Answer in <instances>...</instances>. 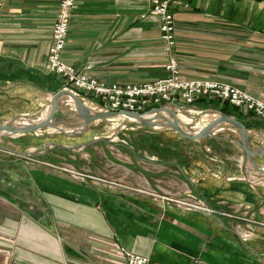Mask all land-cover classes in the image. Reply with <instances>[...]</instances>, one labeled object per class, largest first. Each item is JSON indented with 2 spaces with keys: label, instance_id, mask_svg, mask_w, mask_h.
<instances>
[{
  "label": "crops",
  "instance_id": "1",
  "mask_svg": "<svg viewBox=\"0 0 264 264\" xmlns=\"http://www.w3.org/2000/svg\"><path fill=\"white\" fill-rule=\"evenodd\" d=\"M185 1L190 7L175 13L183 77L236 83L264 101V1ZM58 8L59 0H0V122L37 115L67 88L46 67ZM63 58L104 81L141 83L164 75L168 54L147 0H76ZM77 95L90 110H100ZM164 108L186 124L198 123L190 126L193 133L232 116L247 129L251 148L263 154L244 161L241 129L233 122L220 123L202 139L177 133L176 153L165 161L179 170L173 177L182 187L175 190L160 187L161 179L173 178L159 175L164 170L156 154L150 157L151 181L107 159L99 168L91 162L96 170L87 160L88 175L77 178L27 164V157L13 152L32 143L25 149L0 144V264H127L125 250L149 256L150 264H264V225L258 222L264 217V119L221 100ZM61 152L51 149L37 158L64 163ZM83 157L88 159L86 151ZM143 182L167 195L191 190L230 214L192 213L137 194ZM250 214L258 223L244 240L236 226L250 221L243 218Z\"/></svg>",
  "mask_w": 264,
  "mask_h": 264
},
{
  "label": "built area",
  "instance_id": "2",
  "mask_svg": "<svg viewBox=\"0 0 264 264\" xmlns=\"http://www.w3.org/2000/svg\"><path fill=\"white\" fill-rule=\"evenodd\" d=\"M147 1L149 9L158 17L164 51L168 54L165 76L141 83L108 82L81 72L73 64L66 62L63 53L76 0H59L46 65L48 72L61 77L65 81V87L82 95L100 110H128L155 117L154 114H148V112L156 107L170 103L189 105L199 100L209 99L226 101L234 107L244 109L264 119V101L239 84L215 78L193 79L182 76L181 63L175 49L178 41L175 13L179 9L189 8L190 4L185 0ZM65 164L66 166L59 167V169L69 172L74 177L83 178L88 175L82 170L74 169L75 167L70 164ZM152 195L160 196L156 192ZM184 197L174 199L167 196L165 199L166 201L172 200L187 210L204 211L209 214L218 212L221 215H227L213 208L205 199L200 198L191 190H188ZM125 253L127 264H150L151 262V258L147 255L138 254L132 250H125Z\"/></svg>",
  "mask_w": 264,
  "mask_h": 264
},
{
  "label": "rangeland",
  "instance_id": "3",
  "mask_svg": "<svg viewBox=\"0 0 264 264\" xmlns=\"http://www.w3.org/2000/svg\"><path fill=\"white\" fill-rule=\"evenodd\" d=\"M178 42V41H177ZM178 54V53H177ZM179 58V57H178ZM180 60V59H179ZM166 75V71L164 70V75ZM161 76V77H163ZM183 76V75H182ZM195 79V78H193ZM197 102V101H196ZM194 104V103H193ZM156 107V108H161ZM51 109V100H47L44 102L43 107L37 113V115L33 116L39 118L40 116L46 114ZM155 109V108H154ZM154 109H151L148 114H156ZM75 110V103L74 101L66 102L61 105L60 109L54 115L53 121L50 125L43 126L38 128L36 131L33 132H25V133H16V134H5L0 136V144L2 145H17L21 149H25L27 147L26 143H32L35 149L26 148L23 152L28 150H33L37 152H43L46 150L47 143H57L66 146H70L73 148H63L57 147L56 145H50V150H57L62 151L58 153L62 155L64 158V163L70 164L74 169L83 170L86 164H89L87 160H90V165L94 162L96 166L99 168V161L107 159L108 162H113L115 166H117L120 170L130 173H135L141 176L143 179L147 178L150 180V157H154L156 154L157 158L154 159L159 163L157 167L159 169L164 170L161 173H165L166 175L169 174L172 176V180L161 179L159 182L160 187H167L172 189H177L182 184L181 179H177V177H173L174 175H179L177 173L179 170L173 164H167L165 161L171 159L173 154L176 152L173 149L178 148V143H174L177 141V132L166 126H162L158 124L156 126H145L141 124L139 120L131 119L130 117L126 116H116L112 118L96 120L90 123H87L84 119H82L79 114L74 111ZM141 113V112H138ZM144 117L149 119V116H146L144 113H141ZM32 116H27L20 120L22 123H28V118ZM164 116L157 118L158 120H162ZM154 118V117H151ZM15 120V121H17ZM6 122H0V124H4ZM29 124V123H28ZM27 124V125H28ZM198 125V123L190 122V124H186L188 130L190 126ZM191 130V129H190ZM97 138H103L101 142L96 143L97 148L95 149L94 144L87 146L84 150L85 140H93ZM31 144V145H32ZM35 144V145H34ZM29 147V146H28ZM84 151L87 152L89 155L88 159H85ZM46 154V153H45ZM44 154V155H45ZM43 155V156H44ZM73 156V157H72ZM37 157L42 156H29L26 158V163H35L39 165H46L52 167L54 169H59V167L66 166V164L59 162L55 163L52 161H45L39 159ZM59 158V157H58ZM69 159L72 161H69ZM66 161V162H65ZM92 162V163H91ZM93 163V164H94ZM91 169H95L93 165H91ZM155 169V168H154ZM119 171V170H117ZM151 181V180H150ZM120 182V181H119ZM147 182H143L142 186H137V194L147 195L154 199H160L166 201L165 198L167 196L172 197L174 199H179L184 197V191L180 194L174 193L173 195H167L160 190L157 191L155 187V183L151 182L152 186L146 184ZM152 187V188H151ZM147 192H156L157 195L148 194ZM156 196V197H155ZM185 198V197H184ZM200 198L204 199L200 196ZM169 202L173 203L175 207L182 209L184 211L192 212V213H199L207 216L217 215L218 212L209 214L204 211H194V210H187L182 206L176 204V202L170 200ZM211 205V204H210ZM213 208L215 206L211 205ZM218 209V208H217ZM227 215L230 214L228 210H222ZM251 213V212H248ZM252 215L250 214L249 217L244 216V220L249 218L250 221L245 223L237 224V233L239 236L242 237L244 240H249L253 237L255 233V224L260 222L264 225V217L259 219V221H252ZM248 234V235H246Z\"/></svg>",
  "mask_w": 264,
  "mask_h": 264
},
{
  "label": "water",
  "instance_id": "4",
  "mask_svg": "<svg viewBox=\"0 0 264 264\" xmlns=\"http://www.w3.org/2000/svg\"><path fill=\"white\" fill-rule=\"evenodd\" d=\"M69 95L73 98V101L76 105L77 108V113L79 116L84 119L87 123L96 121V120H102V119H107V118H112L116 117L119 115L130 117L131 119L134 120H139L141 124L145 126H156L158 124H161L162 126L170 127L174 129L178 134H180L183 137L189 138V139H202L207 137L208 135H213L214 134V127L219 125L222 122H233L236 123L240 129H241V135H242V146H243V151H244V161H247L248 158H251L253 160V156H258L262 155L261 150H253L251 146L249 145V135L247 133V129L243 126L241 122H239L237 119L233 118L232 116L224 115L220 118L215 119L211 123H209L207 126H205L203 129L198 131L197 133H193L189 130H185L181 126V122L177 116V114L172 111L168 110L166 108L161 107V108H155L154 112L156 114L161 113L163 110L167 111L172 118L164 116L162 120H158L159 116H155L153 119H147L144 117L141 113L138 112H132L128 110H97V111H92L90 108L85 104V102L71 89L64 88L60 91H58L56 94H54L52 103H51V110L46 116V118L42 121H36L33 123H30L26 125L25 127H17L15 126L12 122L0 124V131H5L6 134H16V133H25V132H33L36 131L38 128H41L46 125H50V123L54 119V115L56 112L60 109L61 105L64 103V96ZM27 117V116H25ZM162 117V116H161ZM104 140L103 138H97L93 139L89 142H86L85 146H89L91 144H95L98 142H101ZM50 145H56L57 147H63V148H73L70 146L62 145V144H57V143H47L46 144V150L43 152H37L33 150H28L25 152H18V151H13L15 154L20 155L21 157H29V156H43L46 152L50 150ZM84 146V147H85ZM2 147V146H0Z\"/></svg>",
  "mask_w": 264,
  "mask_h": 264
},
{
  "label": "bare ground",
  "instance_id": "5",
  "mask_svg": "<svg viewBox=\"0 0 264 264\" xmlns=\"http://www.w3.org/2000/svg\"><path fill=\"white\" fill-rule=\"evenodd\" d=\"M69 100L72 101L73 99L69 98ZM159 114H162V113H158V114H156V115L158 116ZM156 115H155V116H156ZM45 118H46V117H45ZM45 118H42V119L44 120ZM28 119H32V120H35V121H38V120H39L38 118H34V117H29ZM180 120H181V119H180ZM17 121H19V120H17ZM17 121H16V122H17ZM16 122H14V124H15ZM180 122H181V126H182L185 130H188V128H187V126H186V122H184L183 120H181ZM5 134H6L5 131H0V136H3V135H5Z\"/></svg>",
  "mask_w": 264,
  "mask_h": 264
},
{
  "label": "trees",
  "instance_id": "6",
  "mask_svg": "<svg viewBox=\"0 0 264 264\" xmlns=\"http://www.w3.org/2000/svg\"><path fill=\"white\" fill-rule=\"evenodd\" d=\"M222 101V100H221ZM224 102H226V101H224Z\"/></svg>",
  "mask_w": 264,
  "mask_h": 264
}]
</instances>
